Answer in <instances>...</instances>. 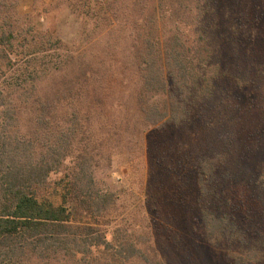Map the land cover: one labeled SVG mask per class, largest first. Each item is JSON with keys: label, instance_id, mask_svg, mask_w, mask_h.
I'll return each instance as SVG.
<instances>
[{"label": "trees", "instance_id": "trees-1", "mask_svg": "<svg viewBox=\"0 0 264 264\" xmlns=\"http://www.w3.org/2000/svg\"><path fill=\"white\" fill-rule=\"evenodd\" d=\"M58 1L78 14L83 33H130L119 43L136 79L125 108L133 121L121 122L118 141L149 132L147 189L181 208L179 235L221 264H264V95L253 110L262 117L249 119L240 94L264 93V57L229 54L249 33L215 34L213 0ZM19 2L0 0V264H169L140 210L120 223L118 197L97 184L106 131L100 121L97 145L87 136L85 102L98 72L29 25ZM200 135L218 142L196 145ZM236 181L248 189L247 214L243 199L234 208Z\"/></svg>", "mask_w": 264, "mask_h": 264}, {"label": "rangeland", "instance_id": "rangeland-1", "mask_svg": "<svg viewBox=\"0 0 264 264\" xmlns=\"http://www.w3.org/2000/svg\"><path fill=\"white\" fill-rule=\"evenodd\" d=\"M213 1V19L215 20L211 18L209 20L214 21L211 24L212 28L217 27V30L214 29L215 34L221 32L234 34L235 37L242 32L249 33L246 37L247 40L239 42L233 52L228 51V45L221 46V50L229 52L234 62L264 57V22H262L264 21V10H261L262 6L259 1ZM41 3L34 6L30 0H20L19 14L31 13L29 25L40 31L46 29L51 32L63 42L70 52L78 57L77 64L81 60V64L83 63L87 70L92 69V71L98 72L96 82L90 86L89 96L85 102V105L90 107L92 116V120L89 121V128L94 131V134L88 131L87 136L92 135V141L95 145L100 143L99 128L101 121L102 129L106 131L103 132L106 134V141L101 144L104 145V149L101 152L100 166L95 170V178L102 190L112 192L118 197V221L129 225L133 210L138 208L140 214L142 213L143 225L150 229L152 234H155V244L159 243L167 248L165 256L168 255L169 264H221L219 260L215 259L216 257L213 258L209 255L210 250L207 246L202 243H192L179 235L178 225L181 223V219L178 210L181 211V208L178 207L176 210L170 207L161 190L154 189L151 191L152 189H147L150 157L146 149L150 142L148 139L149 132L140 134L139 138L136 139L137 141H131L130 144L118 141L121 122L125 121L127 116H129L127 121L129 119H132L129 121L130 123L133 121L131 111L127 110L126 112L125 108L131 107L130 94L133 92L136 79L129 67L128 51L125 50L126 47L123 43V45L119 43L120 39L130 33H120L119 31L117 33H83V25L78 14L65 1L42 0ZM244 27H249V29L243 30ZM220 48L217 53L221 54L222 60L227 59ZM228 63H232L231 60ZM54 83L60 89L59 82L54 81ZM260 85L264 86L262 83ZM241 93L242 99H244L241 111L246 114L257 110L258 101L263 103L259 97L263 96L264 93L257 88L245 89ZM250 104L251 106H249ZM239 115H241L240 112ZM247 117L258 119L262 117V113L253 112ZM121 125L123 126V124ZM94 135L98 137V141L94 140ZM212 137L216 138L217 136L212 135L208 139L205 135L195 136V143L196 145L204 143L205 146L210 143L211 147H215L218 141H213ZM239 150H242V147ZM98 152L100 153V147H98ZM179 183L180 180L176 174L175 182H172V185ZM232 189L237 200L234 208L239 206V198L243 199L242 212L245 211L247 214L246 211L250 209V202L246 201L250 197L248 189L238 185V181ZM155 208L160 211L161 218L154 214ZM134 217L136 218L135 212Z\"/></svg>", "mask_w": 264, "mask_h": 264}]
</instances>
